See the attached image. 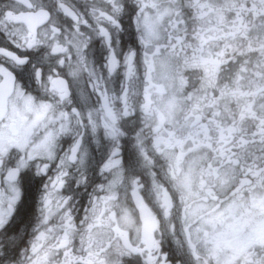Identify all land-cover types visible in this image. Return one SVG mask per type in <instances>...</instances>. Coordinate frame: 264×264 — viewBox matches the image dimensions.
<instances>
[{
  "label": "snow or ice",
  "instance_id": "6c2138e0",
  "mask_svg": "<svg viewBox=\"0 0 264 264\" xmlns=\"http://www.w3.org/2000/svg\"><path fill=\"white\" fill-rule=\"evenodd\" d=\"M0 264H264V0H0Z\"/></svg>",
  "mask_w": 264,
  "mask_h": 264
}]
</instances>
